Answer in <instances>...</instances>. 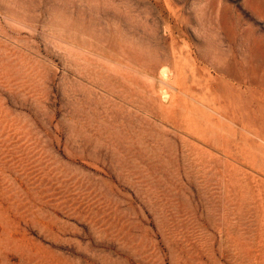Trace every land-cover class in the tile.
I'll return each instance as SVG.
<instances>
[{
    "label": "rangeland",
    "instance_id": "374dc122",
    "mask_svg": "<svg viewBox=\"0 0 264 264\" xmlns=\"http://www.w3.org/2000/svg\"><path fill=\"white\" fill-rule=\"evenodd\" d=\"M0 264H264V0H0Z\"/></svg>",
    "mask_w": 264,
    "mask_h": 264
},
{
    "label": "bare ground",
    "instance_id": "6f19581e",
    "mask_svg": "<svg viewBox=\"0 0 264 264\" xmlns=\"http://www.w3.org/2000/svg\"><path fill=\"white\" fill-rule=\"evenodd\" d=\"M161 69V68H160ZM164 70V69H163ZM162 71V70H161ZM162 78V77H161Z\"/></svg>",
    "mask_w": 264,
    "mask_h": 264
}]
</instances>
